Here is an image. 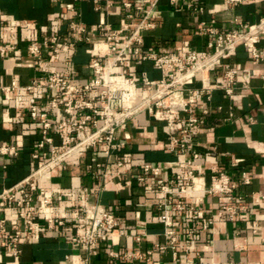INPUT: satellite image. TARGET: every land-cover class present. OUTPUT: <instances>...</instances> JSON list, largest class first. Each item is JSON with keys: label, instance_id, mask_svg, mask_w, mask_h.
I'll return each mask as SVG.
<instances>
[{"label": "crops", "instance_id": "1", "mask_svg": "<svg viewBox=\"0 0 264 264\" xmlns=\"http://www.w3.org/2000/svg\"><path fill=\"white\" fill-rule=\"evenodd\" d=\"M152 1L0 0V47L8 48L7 56H0V144L15 145L19 150L17 157L0 155V194L46 158L43 155L36 161L31 157L40 134L38 125L27 116V109L35 99L43 105L51 92L25 89L40 72L27 54V45L51 36L68 43L72 37L68 26L70 21L81 20L88 30L101 20L113 28L128 25L132 29ZM125 2L130 3L129 9L124 8ZM194 3L203 8L201 14L188 10L184 0L173 3L158 0L153 18L156 26L143 32L142 49L179 53L191 49L206 50L213 37L198 34L200 21L220 32L231 27L234 17L243 23H255L264 17V0H247L232 10L227 9L224 0H194ZM95 6L99 9H94ZM128 12L131 14L129 18L125 17ZM88 36L89 42L80 44L71 58V75L82 85L94 77L90 69L92 57L105 48L104 39L97 33L89 32ZM256 46L264 51V37ZM87 48L93 54L86 53ZM65 51L73 52L68 47ZM41 52L48 60L50 49L41 46ZM222 63L239 65L238 84L230 95L226 94L222 88L225 81L221 69L210 74L211 84L219 88L212 92L209 112L203 115L196 136L200 156L195 166L203 172L196 184L199 188L208 187L217 179L218 172L228 173L231 181L237 183L236 194L242 197V201L233 199L231 204L241 205V211L233 220L224 216L207 223L204 218L220 209L223 197L203 193L180 196L200 208L203 220L196 228L194 246L185 253L183 239L191 224L186 221V213L173 215L179 235V252L174 256L171 248L156 246L166 241L162 225L155 221L158 213L156 176L151 175L149 183L144 186L136 181L138 168L124 177H107L101 183L99 194L90 196L89 203L99 202L102 209L119 216L124 233L115 246L99 243L97 253L89 256V264H264V62L255 59L243 46H238L232 54L222 58ZM50 68L66 71L61 60L53 61ZM114 71L116 75L125 72L135 78H139L142 71H146L150 78H158L160 74L150 63L139 62L134 55L125 56L123 65H117ZM12 83L15 88L2 90V86ZM200 85V76H195L173 97H188L192 89ZM151 91L152 88H139L138 99ZM196 100L202 102L200 97ZM114 105L120 106L118 101ZM68 114L63 109L51 112L54 121ZM197 114H200L199 110ZM171 135L179 136V131L156 119L155 114L144 111L119 133V138L125 143L122 152L127 153L132 165L140 166L144 162L159 165L162 168L160 176L164 177L177 170L183 159L167 150ZM104 160L99 149H89L65 157L64 170L58 167L47 169L40 185L52 199L50 210H59L65 224L59 232L49 230L44 223L46 212L43 213L38 218L33 238L21 245V254L14 257L0 251V264H83L81 260L86 251L82 245L72 244L70 240L75 225L73 199L83 186L91 190L96 188L100 180L92 176L87 166H95ZM242 174L249 177L248 184L241 182ZM0 216L15 221L11 210H0ZM111 250L118 255L112 257ZM127 253L137 256H125Z\"/></svg>", "mask_w": 264, "mask_h": 264}, {"label": "built area", "instance_id": "2", "mask_svg": "<svg viewBox=\"0 0 264 264\" xmlns=\"http://www.w3.org/2000/svg\"><path fill=\"white\" fill-rule=\"evenodd\" d=\"M175 1L170 0L171 3ZM184 1L185 7L192 13L203 12V8L196 5L194 0ZM246 1L224 0V3L227 9L232 10ZM157 2L158 0L151 2L132 29L128 25L113 28L101 20L88 30L81 20L70 21L68 26L72 37L68 43H63L57 36H51L40 42L31 41L27 45V54L40 72L25 89H44L51 92L43 105L40 100L35 99L27 109V116L38 125L40 134L31 157L36 161L43 155L46 158L33 167L27 176L0 194V210H11L15 215V221L0 216V251L18 257L22 252L21 245L33 238L38 218L45 212V227L60 231L65 224V218L59 210H50L52 199L45 193L40 181L45 171L51 167L64 170L65 157L89 149H99L105 160L98 161L95 166H87L92 176L100 180L96 188L91 190L83 186L77 190L73 199L75 225L70 240L72 244L82 245L86 251V256L81 260L83 264H89V256L97 253L99 243L107 242L115 246L119 244V238L124 233L119 216L111 210L102 209L99 202L89 203L90 196L99 194L101 183L107 177H124L132 169L138 168L136 181L144 186L149 183L151 175L156 176L158 213L155 221L162 225L166 239L165 244L156 246L162 249L171 248L174 256L179 252V235L174 226L173 215L184 212L186 221L191 224L183 239L185 253L194 246L196 228L203 220L200 208L185 202L180 196L203 193L223 197L224 202L220 209L204 218L207 223L224 216L233 220L241 211V205L231 204L233 199L242 201V197L236 194L237 183L231 181L228 173L218 172L217 179L208 187L197 186L196 179L203 172L195 166L200 156L196 149V136L201 128L203 115L209 112L212 92L219 88L211 84L210 74L218 68L221 69L225 81L222 88L226 94L230 95L238 84L239 65L222 63V58L232 54L238 46H243L255 59L264 62V51L256 46L257 41L264 37V17L255 23H243L234 17L231 27L220 32L200 21L198 34L213 37L208 42L209 49H191L181 53L155 52L144 50L142 46L143 32L156 26L153 18ZM130 6L128 2L124 3V8L129 9ZM94 9L98 10L99 6ZM130 16L129 12L125 14L127 18ZM89 32H95L102 37L105 48L92 57L90 69L94 77L82 85L71 75V58L80 44L89 42ZM41 46L50 49L48 60L43 58ZM65 47L73 52L67 53ZM85 51L93 54L90 48ZM7 53V47H0L1 57H6ZM128 55H134L139 62L150 63L159 71V77L150 78L146 71H142L139 78L125 72L116 75L115 67L123 65L125 56ZM57 60L65 63L66 71L50 68L51 63ZM195 76H200V87L192 89L188 97L175 99L174 94L182 91L185 83ZM141 87L152 88L153 91L138 99V90ZM1 88L9 91L15 88V83ZM197 97L201 98V103L196 100ZM115 101L119 102V107L114 105ZM57 109L67 111L68 116L54 121L51 112ZM198 110L200 114H197ZM144 111L155 114L156 119L179 131V136L169 137L167 150L181 155L183 159L177 170L164 177L160 176L162 168L159 165L145 162L140 166L132 165L127 153L122 152L125 143L119 138V133L129 123L135 122L137 116ZM0 155L17 157L19 150L15 145L1 143ZM111 157L113 159L110 161ZM241 182L248 184L250 179L242 174ZM136 238L139 239V235ZM109 254L112 257L118 255L113 250ZM125 256L137 255L127 253Z\"/></svg>", "mask_w": 264, "mask_h": 264}]
</instances>
